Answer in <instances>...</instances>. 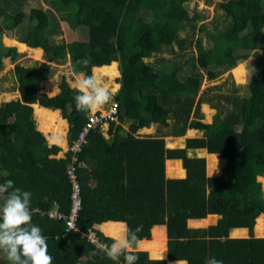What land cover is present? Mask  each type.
<instances>
[{
    "label": "trees",
    "instance_id": "trees-1",
    "mask_svg": "<svg viewBox=\"0 0 264 264\" xmlns=\"http://www.w3.org/2000/svg\"><path fill=\"white\" fill-rule=\"evenodd\" d=\"M45 2L71 29L85 28L86 37L53 43L52 13L43 7L31 8L26 18L0 7V35L13 31L14 38L29 46L26 49L33 56L41 49L50 60H64L68 54L74 71L91 74L92 67L118 62L120 72V86L113 96L117 121L109 122L107 135L99 126L91 130L88 145L77 154L75 171L82 198L78 231L66 230L63 219L49 215L51 210L68 212L66 168L70 154L56 156L60 147L48 145L36 128L32 108L46 127L53 125L60 110L68 123L70 144L89 113L77 110L76 89L63 82L52 96L39 93L41 81L50 77V65L16 63L13 73L19 96L0 103V184L10 179L31 193L32 222L47 237L52 264H123V257L109 259L85 235L91 229L98 242L110 245V237L116 236L121 226L113 221H126L132 229H140L137 246L146 251L134 250L139 256L136 264H167V260L205 264L213 257L223 264H264V216H259L264 215V54L258 50L264 0H219L217 6L228 23L207 34V47L200 39L193 42L189 36H180L184 25L193 27L196 19L189 13V0ZM7 41L23 48L13 39ZM172 44L177 45V52ZM191 45L196 57L175 61L171 68L161 65L156 57L162 47L184 56ZM14 53L15 47L0 42V59ZM85 56L91 57L87 67L78 63ZM249 56L254 72L247 94L223 96L224 109L211 103L216 112L210 123L203 122L200 105L206 100L198 95L201 70L211 79L235 66L236 76L241 77L242 67L236 64ZM153 123L170 127L169 133L144 140L135 136L138 129ZM187 129L199 130L202 135L186 138L184 148H165L162 136H181ZM199 149L206 150L208 156L188 163L187 151ZM217 154L226 159L221 177L216 172L224 159ZM165 159L176 169L183 161L186 180L167 186ZM206 188L205 196H193ZM160 198L163 200L157 201ZM130 199H139L129 204L140 207L129 208ZM152 199L157 200L149 204ZM219 215L223 222L205 228L187 226L188 220L201 218L204 223H215ZM100 222H104L100 225L103 233L93 228ZM154 225L165 226L167 240L164 230ZM236 228L238 232L247 229L248 236L229 237ZM253 228L260 237L253 235ZM160 255L167 260H160ZM3 264H11L5 254Z\"/></svg>",
    "mask_w": 264,
    "mask_h": 264
},
{
    "label": "rangeland",
    "instance_id": "rangeland-1",
    "mask_svg": "<svg viewBox=\"0 0 264 264\" xmlns=\"http://www.w3.org/2000/svg\"><path fill=\"white\" fill-rule=\"evenodd\" d=\"M218 1L219 0H208V1L189 0V2L187 3L189 13L190 15H195L196 19L193 22L194 25L193 27H191L189 24L184 25V27L180 31V36L181 37L189 36L193 39V42L196 39H200L201 45L203 47H207L209 45L207 34L212 31L224 29L228 23L227 19L223 16L222 10H220L217 6ZM0 7L4 8L5 11L13 14L19 12V14L25 18L29 14L31 8L43 7L44 9H49L52 13L51 28L54 31V34L52 35L51 41L53 43H60L62 41L70 42L73 40H80L86 37L85 28L77 27L75 29H71L65 21L59 19V13L54 8H50L48 4L45 2V0H0ZM24 23H27V19L25 20ZM262 32L263 33L259 41L258 50L264 54V28ZM7 39L8 40L13 39L17 41L14 38L13 31L6 30L0 35V42L2 43L3 46L15 47V53L12 56L1 57L0 59V103L11 99H16L19 96L16 79L13 73V67L16 63L24 66H30V65H38L44 62L50 65L51 67L50 77L48 79L41 81L40 89H39V93H45L48 96H52L58 93L61 89V84L63 82H66L70 87L74 88L76 81L81 76L84 75L83 72L74 71L72 69L71 58L69 57L68 54L66 55L64 60H58V59L50 60V58L44 55L43 49L40 48L41 49L40 54L38 56H33L32 54H30L29 50L26 49V47L29 46H27L25 43L17 41L21 46H23V48L21 49L18 48V46H16L14 43L8 42ZM171 48L176 52L178 51V47L176 44H172ZM171 48L162 47V50L156 54V57H159L161 65L168 66L169 68L173 66V63L175 61L181 62L187 57L193 56V58H195L197 55V51L194 45L186 47L184 56H180L179 54L175 55L170 51ZM156 57H151L150 60H153ZM251 58L252 57L249 56L247 59L240 61L239 63L236 64L237 66L239 65L242 67L243 75L241 77L236 76L234 72L235 66L228 70L226 69L224 71L223 70L219 71L217 75L211 79L207 77L206 71L204 69L201 70L203 73V77L198 95L202 94L206 100L204 103H201L200 105V111L202 113L201 120L203 122L210 123L212 121L213 115L216 112V109L210 106L211 103H216L218 108L224 109L225 101L222 98L223 96H233V95L244 96L247 94L248 91L247 85L252 73L254 72V64L252 63ZM115 65H116L115 66L116 75L111 74L106 70L103 72L94 67L91 68V74H96L97 76H99L103 80L105 86L109 87L114 94L116 93V91L120 86L118 82V78L120 76L118 62H115ZM35 104L39 106L37 103ZM108 105L109 104L105 105L99 111H104L108 107ZM32 108H33V116L35 119L36 128L44 134L48 143H54V142L57 143L59 142L58 138L61 139L62 142L59 144H61L62 146L61 148L62 151L65 152L66 144H67L68 124L66 119L62 117L60 110L57 109L58 115L54 116L53 125H51L50 127H46L42 124L41 116L38 113H36V109H34L33 105ZM91 112L92 111H89V113ZM55 117L56 118L60 117L61 119H64L63 120L64 124L62 123L60 124L57 122L54 123ZM168 121L170 122L171 120ZM107 126L108 125H103L102 127L103 129L102 131L105 135H107L106 134L108 128ZM124 126L126 129L127 125L125 124ZM169 130L170 127L153 123L149 127L138 129L137 132L135 133V136L139 137L140 140H144L147 137L167 134L169 133ZM57 131L59 133H56ZM201 135L202 132L199 130L187 129L185 133L181 136H173L168 134L162 137L164 139V146L166 149H178L185 147L184 141L186 138L198 137ZM64 152L59 154H61L62 156L64 155ZM208 154L209 153L204 149L188 150L187 155L190 158L187 159V162L191 163L193 158H199L201 161L202 157H206L208 156ZM168 160L170 159H165L164 162V176H165V180H167L168 182L167 186L178 185L179 182L181 183V181L186 180V169L183 166V161H180V166H179L180 168L176 169L167 164ZM225 164H226L225 161H223L217 167L218 171L216 172V174H218V177H221L222 169ZM210 174L214 175L215 173L211 172ZM170 181H173L174 183H170ZM206 191H208L207 188L204 189L203 191H200V193L194 192L193 196H205ZM162 200L163 198H160L157 201H162ZM219 222H223L222 217H220L219 220H217V222L215 223L208 224L203 222L204 225L203 228L209 225L217 224ZM158 228L161 227L158 226ZM237 229L239 228H236V231L231 230L229 237L233 238V237L248 236L247 229L243 228V230L239 232L237 231ZM152 230L153 228L150 229V237ZM253 235L256 237H260L254 233V228H253ZM164 239L167 240L166 233L164 234ZM134 250H141V249H139L138 246L135 245ZM3 255L4 253L0 252V260L2 259ZM148 257L150 258V256ZM164 260H167V258H164ZM185 263L186 261H182V260H167V264H185Z\"/></svg>",
    "mask_w": 264,
    "mask_h": 264
},
{
    "label": "clouds",
    "instance_id": "clouds-1",
    "mask_svg": "<svg viewBox=\"0 0 264 264\" xmlns=\"http://www.w3.org/2000/svg\"><path fill=\"white\" fill-rule=\"evenodd\" d=\"M78 63L87 67L91 57H82ZM74 88L78 93L74 97L78 111H99L114 96L96 74H84L76 81ZM69 229L78 231L74 221ZM139 231L138 227L132 229L126 221H122L120 231L111 237L110 245L96 239L91 242L113 261L123 257V264H136L139 256L134 246L138 243ZM0 251L11 264H52L53 261L48 252L47 237L32 222L31 193L16 187L10 179L0 184ZM159 259L164 257L160 255ZM205 264H223V261L213 257L207 259Z\"/></svg>",
    "mask_w": 264,
    "mask_h": 264
},
{
    "label": "built area",
    "instance_id": "built-area-1",
    "mask_svg": "<svg viewBox=\"0 0 264 264\" xmlns=\"http://www.w3.org/2000/svg\"><path fill=\"white\" fill-rule=\"evenodd\" d=\"M110 121H117V104L113 100L104 111L88 113L87 118L81 129L78 131L75 139L66 147L65 151L70 154V161L66 168V175L70 185V202L68 212L65 214L58 210L49 211L50 216L64 220L66 230H69V225H71L73 221L76 225L79 211L82 208L80 183L75 171V164H79L77 154L88 145V134L90 131L98 126L102 128L103 125H108ZM85 235L90 241L92 239L97 240V237L91 229H88Z\"/></svg>",
    "mask_w": 264,
    "mask_h": 264
},
{
    "label": "crops",
    "instance_id": "crops-1",
    "mask_svg": "<svg viewBox=\"0 0 264 264\" xmlns=\"http://www.w3.org/2000/svg\"><path fill=\"white\" fill-rule=\"evenodd\" d=\"M68 124V123H67ZM40 131V130H39ZM47 140V139H46ZM58 141L59 142H57V143H48V141H47V143H48V145H51V144H56V145H58L59 143H61L62 142V140L61 139H58ZM61 141V142H60ZM67 145H68V143L66 144V147H67ZM59 147H60V151L58 152V154L56 155L57 157H61V154H59V153H63L64 151H62V146H61V144H59L58 145ZM66 152V151H65ZM64 152V153H65ZM63 156V155H62ZM139 199H150V198H139ZM139 199H130V200H128L127 201V206L129 207V208H138V207H140V206H138V207H131L130 206V202L131 201H134V200H139ZM157 199H152L151 200V202L149 203V204H151L152 202H155ZM220 216V215H219ZM259 216H264V215H262V214H260ZM221 217V216H220ZM104 222H107V221H104ZM104 222H100V223H96V224H93V228L94 229H97V230H99L100 232H101V230H100V225L102 224V223H104ZM108 222H110V221H108ZM112 222V221H111ZM113 222H122V221H113ZM154 226H159V227H161L163 230H164V233H166V230H165V226L164 225H154ZM187 226L188 227H191V228H202L204 225H203V218H201V219H195V220H188L187 221ZM241 229H243V228H241ZM234 230V229H233ZM236 230V229H235ZM104 235V234H103ZM106 236V235H105ZM110 237V236H109ZM141 251H146V250H141ZM0 252H2V251H0ZM3 262H4V255H3V257H2V259L0 260V264H3ZM186 264V263H185Z\"/></svg>",
    "mask_w": 264,
    "mask_h": 264
},
{
    "label": "bare ground",
    "instance_id": "bare-ground-1",
    "mask_svg": "<svg viewBox=\"0 0 264 264\" xmlns=\"http://www.w3.org/2000/svg\"><path fill=\"white\" fill-rule=\"evenodd\" d=\"M32 48V47H31ZM115 62H111L110 64H108V65H102V66H98V67H94V68H96V69H99V70H101V71H107V72H110L111 74H115V72H116V70H115ZM100 71V72H101ZM105 74V73H104ZM116 75V74H115ZM112 76V75H111ZM112 78V77H111ZM52 89V88H51ZM53 120H54V118L52 119V123H53ZM64 119H61L60 117H55V121H54V123H62V124H64L63 121ZM60 130V129H59ZM56 133H59L58 131L56 132ZM54 138V137H53ZM59 139V138H58ZM61 142V141H60ZM59 145V144H58Z\"/></svg>",
    "mask_w": 264,
    "mask_h": 264
},
{
    "label": "water",
    "instance_id": "water-1",
    "mask_svg": "<svg viewBox=\"0 0 264 264\" xmlns=\"http://www.w3.org/2000/svg\"><path fill=\"white\" fill-rule=\"evenodd\" d=\"M218 155V154H217ZM219 156V155H218ZM219 158H221L220 156H219ZM221 159H224V158H221ZM224 161H225V163H226V159H224ZM264 174V173H263ZM167 237V236H166ZM148 256H149V254H148Z\"/></svg>",
    "mask_w": 264,
    "mask_h": 264
}]
</instances>
